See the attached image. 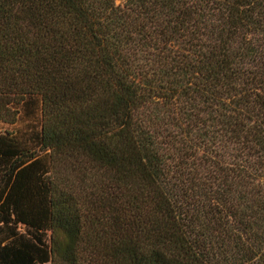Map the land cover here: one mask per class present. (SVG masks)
Returning <instances> with one entry per match:
<instances>
[{
    "label": "trees",
    "instance_id": "16d2710c",
    "mask_svg": "<svg viewBox=\"0 0 264 264\" xmlns=\"http://www.w3.org/2000/svg\"><path fill=\"white\" fill-rule=\"evenodd\" d=\"M0 264H264V0H0Z\"/></svg>",
    "mask_w": 264,
    "mask_h": 264
},
{
    "label": "rangeland",
    "instance_id": "374dc122",
    "mask_svg": "<svg viewBox=\"0 0 264 264\" xmlns=\"http://www.w3.org/2000/svg\"><path fill=\"white\" fill-rule=\"evenodd\" d=\"M38 101L32 102L21 109L20 117L17 120L16 126L18 131L26 132L36 130L39 121ZM27 135V134H26Z\"/></svg>",
    "mask_w": 264,
    "mask_h": 264
}]
</instances>
